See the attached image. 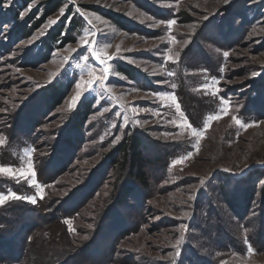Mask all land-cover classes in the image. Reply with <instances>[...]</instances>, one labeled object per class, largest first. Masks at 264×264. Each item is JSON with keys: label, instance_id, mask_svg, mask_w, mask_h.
I'll return each mask as SVG.
<instances>
[{"label": "rangeland", "instance_id": "rangeland-1", "mask_svg": "<svg viewBox=\"0 0 264 264\" xmlns=\"http://www.w3.org/2000/svg\"><path fill=\"white\" fill-rule=\"evenodd\" d=\"M0 167V264H264V0H0Z\"/></svg>", "mask_w": 264, "mask_h": 264}, {"label": "trees", "instance_id": "trees-1", "mask_svg": "<svg viewBox=\"0 0 264 264\" xmlns=\"http://www.w3.org/2000/svg\"><path fill=\"white\" fill-rule=\"evenodd\" d=\"M47 2H48V6L45 9V15H48L53 11H55L61 3V1H57V2L47 1ZM42 19L43 17L36 19V21H34L33 24L28 25V27H25L23 25L21 27V31L24 33V36H28L29 34H31V30L39 26L42 23ZM72 25H74V20L72 22ZM79 122L81 123V121ZM140 143H141V138L136 135L135 137L131 138L130 141H126L121 145H119L118 148H119V152L120 153L122 152V157L120 160H118V162L125 170L130 172L132 177H135L136 180H139L142 183V185H147L148 177L144 175V170H143V166L146 165L147 163L143 162V157L141 156V150L139 149ZM114 159H117V157H114ZM26 237L27 236L25 235L23 239L21 238L19 244H17L15 248L16 251H20V253H22L23 250L22 248L26 249V251L23 252L22 254L23 255L22 258L16 259L19 260L18 262L21 264H25L24 259H26L27 257L26 254L28 253V249H29Z\"/></svg>", "mask_w": 264, "mask_h": 264}, {"label": "snow or ice", "instance_id": "snow-or-ice-1", "mask_svg": "<svg viewBox=\"0 0 264 264\" xmlns=\"http://www.w3.org/2000/svg\"><path fill=\"white\" fill-rule=\"evenodd\" d=\"M61 12H63V9H61ZM161 23H163V22H161ZM175 23H176L175 20H169V21H168V24H170V25H171V24H175ZM224 55L227 56L228 53L225 52ZM96 59H98V60L100 61V64H102V65L105 63V61H104L103 59H100L99 56H96ZM109 59H111V58H109ZM169 59H171V58L169 57ZM108 71H109L108 68H104V73H105V74H107ZM104 79H106V75H102V76L100 77V81H101V82H103ZM92 87H93V81L90 80V81H88V89L90 90ZM79 95H80V94H78V97H79ZM173 99H175V97H173ZM225 102H226V101H225ZM219 118H220L219 116L210 117V119H219ZM233 119L236 120V123H237V124H240V123H241V122H240L238 119H236L235 117H233ZM242 126H244V127H248L247 124H244V125H242ZM117 139H119V137H117ZM181 162H182V161H180V160L175 161V163H181ZM10 171H11L10 168H7V167H0V173H9ZM29 173H31V174H33V175L35 174L34 172H32L31 167H29V170H28L27 173H26V172H21L20 175H21V176H27ZM32 183H33V184H36V181H33ZM36 186H37V187H40L38 184H36ZM42 192H43V189L41 188V193H42ZM10 196H11V198H19V197H17L16 193H11ZM10 196H9V195H5V194H0V205H3L7 200H9ZM27 199H29L32 203H35V202H36V200H35L34 197H27Z\"/></svg>", "mask_w": 264, "mask_h": 264}]
</instances>
